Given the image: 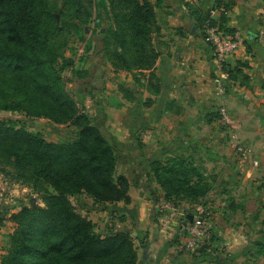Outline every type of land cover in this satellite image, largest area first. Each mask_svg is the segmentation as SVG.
I'll use <instances>...</instances> for the list:
<instances>
[{
	"label": "rangeland",
	"instance_id": "obj_1",
	"mask_svg": "<svg viewBox=\"0 0 264 264\" xmlns=\"http://www.w3.org/2000/svg\"><path fill=\"white\" fill-rule=\"evenodd\" d=\"M46 1L42 30L47 32L49 45L45 54H39L44 60V74L37 75L31 71L0 72V121L38 134L48 142L66 143L75 140L79 131L77 127L70 122L56 123L51 120L49 116L55 114L53 109L47 112L48 115H43L40 111L41 101H48L46 95H29L33 92L31 88L33 76L45 82L56 83L74 101L78 113L88 116L101 130L117 158V174L125 176L119 174L123 154L134 150L146 151L149 149L147 144L150 140L149 128L141 125L142 110L139 111L135 107L136 95L126 89L130 80L128 76H119L121 70L113 65L114 50L117 49L116 37L113 35L117 30L115 15L127 12L129 6L125 4L126 0ZM260 34L262 35V32ZM5 44L11 47L14 45L10 34L0 31V45ZM62 67L64 69L60 71ZM241 71L243 72L242 69ZM241 76L247 77L244 73ZM226 83L224 87L227 90ZM230 92L231 88L226 93L227 98H223L227 103ZM35 99H38V103ZM5 104L19 105L20 108L6 111L3 110ZM219 121L220 134L229 136L227 133L231 131V136L238 135L234 122L230 126H225L220 117ZM191 137L195 139L196 135L186 133L165 149L191 152L194 150L193 147H196L195 143L194 146L191 144L194 142ZM202 146L203 148H200L204 151L206 148L204 144ZM8 147L9 145L5 143L0 145L1 264L9 255L20 252L19 256H22L25 253L20 245L13 243L12 238L19 227L26 225L25 222L30 220L24 217L22 211L25 208L32 209L33 206L47 208L49 196L57 195L53 185L47 179L37 176L32 169L28 170L26 163V169H23L18 166L15 158L7 157L4 152ZM28 150L27 148L26 151ZM30 158L33 162L31 154ZM171 159L189 163L188 160L179 157L156 160L160 162L155 167L158 191L153 189L143 191L148 200L142 201L149 202L146 207H142L143 204L140 206V210L142 209L140 216L147 222L142 224L143 229H139V218L136 216L135 208L131 207L129 187L130 202L110 203V206L105 203L103 205L109 208L105 210L106 217L98 216L99 212L94 215L97 233L103 236L128 233L137 248L138 264H149V260H153L155 264H264V248L255 246L244 258L226 255L220 248H216L213 235L196 249L188 247L187 241L192 237L189 227L201 217L212 218V205L215 202L213 197L219 196L222 200L226 191H223L221 186L212 185L210 188L209 177L202 174L199 167L198 173L203 179L202 188L205 190L201 197L192 198L185 195L190 192L178 189L173 192L166 191L156 172L157 169L160 172L161 166L167 165ZM126 178L128 180V177ZM201 191L202 189L198 192ZM249 192L255 195L256 190ZM67 199L75 212L82 217L90 208L95 207L93 198L86 193L67 196ZM85 218L89 219L87 216ZM205 247L206 249L202 250ZM145 249H148L146 260L143 258ZM150 255H153L151 259Z\"/></svg>",
	"mask_w": 264,
	"mask_h": 264
},
{
	"label": "crops",
	"instance_id": "obj_2",
	"mask_svg": "<svg viewBox=\"0 0 264 264\" xmlns=\"http://www.w3.org/2000/svg\"><path fill=\"white\" fill-rule=\"evenodd\" d=\"M150 2L156 13L153 45L158 53L153 75L150 76L151 71L138 73L136 70L119 73V76H128L130 84L126 89L136 95L135 107L142 110L141 125L149 128V149L125 152L119 168V174L128 177L130 183L131 207L139 218V229L147 223L140 216V206L149 204L142 201L147 197L143 191H158L154 163L179 157L199 167L209 177L210 188L221 186L226 191L222 200L219 196L213 197L212 235L216 248L226 255L244 258L256 243H264V2ZM211 23L245 37L246 50L227 62L238 78L225 82L228 89L224 97L227 98L231 88L228 103L237 137L251 154L242 156L233 151L231 131L227 133L229 136L220 134L217 104L223 98L215 91V80L220 77L221 69L205 38V28ZM242 73L247 77H242ZM186 133L196 135L195 139L191 137L194 141L191 144L195 143L197 149L193 147L191 152L165 149ZM255 161L258 165H254ZM249 190H256L255 195ZM93 204L95 207L83 217L96 224L94 215L99 212L98 216L104 218L109 208Z\"/></svg>",
	"mask_w": 264,
	"mask_h": 264
},
{
	"label": "trees",
	"instance_id": "obj_3",
	"mask_svg": "<svg viewBox=\"0 0 264 264\" xmlns=\"http://www.w3.org/2000/svg\"><path fill=\"white\" fill-rule=\"evenodd\" d=\"M125 4L129 6L128 11L115 15L117 30L113 35L117 49L113 65L126 72L151 71L152 77L158 59L153 45L154 5L150 0H126ZM46 8V0H0V31L9 33L14 43L12 47L0 45V72L44 74V60L39 54H45L49 45L47 32L42 30ZM223 71L229 80H235V71L228 65ZM31 88L33 92L29 95L48 97V101H41L43 115L53 109L55 114L49 116L51 120L70 122L79 131L71 142L53 143L0 121V145H9L4 152L6 156L15 158L23 169L26 163L28 170L47 179L57 190V195L49 196L47 208L33 206L22 211L30 220L12 238L25 253L9 255L2 264H138L137 248L128 233L106 236L97 233L96 224L78 215L67 199V196L86 193L96 204L130 202L129 181L117 174V158L112 147L89 117L78 113L74 101L58 84L33 76ZM19 108V105L5 104L3 110ZM159 164L154 163L155 167ZM156 175L166 191H187L190 194L185 195L192 198L201 197L205 191L198 169L186 161L171 159L161 166L160 172L157 169ZM255 246L264 248V243Z\"/></svg>",
	"mask_w": 264,
	"mask_h": 264
},
{
	"label": "built area",
	"instance_id": "obj_4",
	"mask_svg": "<svg viewBox=\"0 0 264 264\" xmlns=\"http://www.w3.org/2000/svg\"><path fill=\"white\" fill-rule=\"evenodd\" d=\"M205 38L207 42L212 46L214 51V58L216 65L221 69V75L215 80V91L216 93L224 98L225 96V85L224 83L229 80L228 74L223 71L224 66H227L228 60L239 52H244L246 50L245 37L240 33L235 31L234 33H228L220 29L218 25H207L205 28ZM218 114L221 122L226 126L233 124V114L230 105L221 99L219 104ZM232 140L234 141L233 148L237 153L241 155L251 154V150L244 147L236 134L232 135ZM254 165H258L255 161ZM212 220L210 217H201L194 225L189 227L191 238L188 239V247L190 249H196L201 246L202 242L211 238L212 235Z\"/></svg>",
	"mask_w": 264,
	"mask_h": 264
},
{
	"label": "water",
	"instance_id": "obj_5",
	"mask_svg": "<svg viewBox=\"0 0 264 264\" xmlns=\"http://www.w3.org/2000/svg\"><path fill=\"white\" fill-rule=\"evenodd\" d=\"M143 258L146 260L148 258V249H145L143 252Z\"/></svg>",
	"mask_w": 264,
	"mask_h": 264
}]
</instances>
